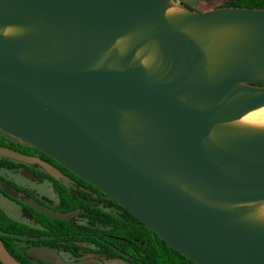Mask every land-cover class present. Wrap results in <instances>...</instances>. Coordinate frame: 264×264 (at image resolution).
<instances>
[{"label": "water", "instance_id": "1", "mask_svg": "<svg viewBox=\"0 0 264 264\" xmlns=\"http://www.w3.org/2000/svg\"><path fill=\"white\" fill-rule=\"evenodd\" d=\"M171 5L0 0V129L196 264H264V220L249 211L264 202V128L233 124L264 105V8L168 16ZM0 154L69 179L34 156ZM30 203L63 220L75 212ZM34 255L65 264L54 249ZM0 260L22 264L1 238Z\"/></svg>", "mask_w": 264, "mask_h": 264}, {"label": "trees", "instance_id": "2", "mask_svg": "<svg viewBox=\"0 0 264 264\" xmlns=\"http://www.w3.org/2000/svg\"><path fill=\"white\" fill-rule=\"evenodd\" d=\"M178 3L191 11H207L228 6L264 8V0H180ZM207 3L211 6L205 7L203 5ZM0 131L4 132L1 129ZM10 143L9 145L0 143V145L25 154L40 152L39 149L28 144L15 143L13 141H10ZM78 179L89 184L80 177ZM55 185L62 202L69 205L67 208H61V210L80 208V215L86 219V222L79 223L73 219L62 220L39 212L41 223L51 233L65 236L72 235L73 237L74 234H84L83 236L91 238L102 249L109 250L115 256H120L122 253L127 257V260L134 264H196L173 249L155 231L147 227L122 205L112 200L98 188L94 187L99 195L93 198L95 203H89L76 194L69 193L57 180H55ZM106 203L115 206L118 212L108 210ZM35 230L37 229L12 219L0 208V235L5 241L7 248L24 264H27L24 259L26 256L16 255L13 252L9 243L13 237L10 235H19ZM102 239L110 243H104ZM0 264H3L1 260Z\"/></svg>", "mask_w": 264, "mask_h": 264}, {"label": "flooded vegetation", "instance_id": "3", "mask_svg": "<svg viewBox=\"0 0 264 264\" xmlns=\"http://www.w3.org/2000/svg\"><path fill=\"white\" fill-rule=\"evenodd\" d=\"M259 86H262V84H259ZM10 141H13L15 143L27 144L26 142L15 137H9L4 132L0 131V143L9 145L11 144ZM0 147L6 146L0 145ZM27 155L34 156L41 161L56 166L57 168L62 170V172L66 176H68L69 179L64 177L56 179L51 174H49L38 161H21L0 154V198L6 199L9 203L14 205L15 208L10 206V210L17 218L11 216L6 212L5 213L9 215V217H11L12 219L28 227L37 229L35 231H30L24 234L10 235L13 238L11 242L9 240L8 241L13 252L16 255L26 256L24 257V259L27 264H52L51 262H48L34 255L39 249H54L56 255L60 257V259L65 264H76L91 259L98 260L102 264H109L116 260H123L127 264H134L133 262L127 260V257L122 253L120 254V256H115L112 255L109 250L102 249V247L100 245H97L91 238L83 236L84 234H74L73 237L72 235L68 236L67 234V236L63 234H53L47 230V228L41 223V219L39 217V212H44L33 206L30 202L38 203L46 208L60 213L75 211L69 215L68 219L64 220L73 219L74 221L79 223L86 222V219L80 215V208H75L66 211L61 210V208H67L69 205L67 203L62 202L61 196L59 195L56 189L55 180H57L62 185V187H64V189H66L69 193L76 194L78 197H80L86 202L95 203V200H93V198H96L99 195L94 188L95 186H93L89 182V184L82 182L80 179H78L79 176L77 177L75 173L63 167L61 164H59L57 160L49 156L47 153L40 150V152L29 153ZM4 170L22 173L25 177L33 179L35 181H48L51 184L52 189L48 190V196L45 195L47 196L45 197L47 201L40 198L36 190H32L22 185L16 184L12 180L6 178L2 174V171ZM64 179L68 180L72 185H76V187H68L64 183ZM55 195L57 196V201L53 204L49 200H53ZM75 217L82 218L84 219V221H77ZM0 238L3 244L5 245V241L3 240L1 235ZM102 241L107 244L110 243L105 239H102ZM5 247L7 248L6 245ZM8 251L14 256L12 251H10L9 249Z\"/></svg>", "mask_w": 264, "mask_h": 264}, {"label": "rangeland", "instance_id": "4", "mask_svg": "<svg viewBox=\"0 0 264 264\" xmlns=\"http://www.w3.org/2000/svg\"><path fill=\"white\" fill-rule=\"evenodd\" d=\"M180 0H173V5H178V6H180V4L178 3ZM203 5H205V7H208V6H211L209 3H207V4H203ZM181 8H182V6H180ZM2 174L6 177V178H8V179H10V180H12L14 183H16V184H19V185H22V186H24V187H27V188H30V189H34V190H36V192L38 193V195L40 196V198H42L43 200H46V198L45 197H47L48 195V190L49 189H52V186H51V184L48 182V181H44V180H41V181H35V180H33V179H30V178H27V177H25L22 173H19V172H12V171H7V170H4V171H2ZM64 183L68 186V187H70V188H75L76 187V185H72L68 180H66V179H64ZM45 195H47V196H45ZM47 201V200H46ZM51 203H56V201H57V196L55 195V197H54V199L52 200V199H50L49 200ZM10 206H12L13 208H15L14 207V205L13 204H11V203H9L6 199H2V198H0V207H1V209L4 211V212H6V213H8V214H10L11 216H13V217H15V218H17L13 213H12V211L10 210L11 209V207ZM106 206H108V210H111V211H115V212H118V209L115 207V206H113V205H111V204H109V203H106ZM76 219H77V221H84V219H82V218H79V217H75ZM109 264H127L126 262H124L123 260H116V261H113V262H111V263H109Z\"/></svg>", "mask_w": 264, "mask_h": 264}, {"label": "bare ground", "instance_id": "5", "mask_svg": "<svg viewBox=\"0 0 264 264\" xmlns=\"http://www.w3.org/2000/svg\"><path fill=\"white\" fill-rule=\"evenodd\" d=\"M181 12H184V8H181L178 5H171L167 10V15L171 16V15L181 13ZM224 35L225 34L220 31V32H217L214 37L215 39L220 40L221 42L223 40L222 38ZM119 43H120L119 46L121 47V49H123L126 45V42L123 43V40L122 42L120 41ZM153 61H154V55L149 54L142 60V63L145 65H151ZM233 124L246 127V128H262L263 129L264 128V105L258 108L257 110H254L244 115L242 118L233 122ZM249 211H250L251 216L264 220V202L250 205Z\"/></svg>", "mask_w": 264, "mask_h": 264}]
</instances>
